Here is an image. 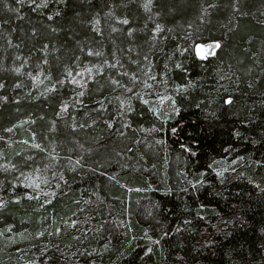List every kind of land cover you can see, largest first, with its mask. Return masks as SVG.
<instances>
[{
  "label": "trees",
  "instance_id": "trees-1",
  "mask_svg": "<svg viewBox=\"0 0 264 264\" xmlns=\"http://www.w3.org/2000/svg\"><path fill=\"white\" fill-rule=\"evenodd\" d=\"M214 40L215 55L197 53ZM134 64L184 89L150 139L141 130L152 108L131 95L128 131L143 140L112 139L108 95L131 85ZM89 65L102 69L73 97L72 75ZM50 152L62 162L50 193L15 182V170L45 165ZM139 154L165 167L164 190L141 171L110 179L121 162L141 165ZM224 156L264 161V0H0V264H255L264 257V182L244 174L221 185L214 165ZM176 167L190 175L184 186ZM136 184L146 188L131 192ZM107 202L132 211L111 256H58L57 245L75 239L70 217L86 206L102 216ZM147 209L162 228L156 239L135 214ZM10 233L49 257L9 249Z\"/></svg>",
  "mask_w": 264,
  "mask_h": 264
},
{
  "label": "rangeland",
  "instance_id": "rangeland-1",
  "mask_svg": "<svg viewBox=\"0 0 264 264\" xmlns=\"http://www.w3.org/2000/svg\"><path fill=\"white\" fill-rule=\"evenodd\" d=\"M219 47L220 42L214 40L198 43L196 45V50L200 56L207 57L209 55H215ZM90 66L91 65H89L88 68L85 67L83 70H79L72 75V81L76 83L72 84L74 85V92L72 95L73 97L75 95L81 96L84 88L87 85V82L94 79L98 71H101L102 69L99 66H93V68H91ZM132 68L133 70L127 75L129 79H131V85L125 87L126 83H123L122 86L120 85L114 88L115 90L112 89L111 93L109 94L110 96L108 95V99L113 101L114 105L111 111H109L111 112V115H109L110 118L106 120L105 123L107 124L109 129L107 135H111L112 139L121 135H127L128 137L132 138L133 141L138 142L142 137L140 136V134H138V132H135V134L133 135L130 131H128L129 120L128 118L125 119V115L131 110V101L129 100V97L131 95H135L138 98L144 99L149 103L150 108H152L151 110L154 115L149 111L152 121L145 124V128H142L141 130L144 131L143 129H146V132H149V135H147V137L149 136L148 138L150 139V135H152L154 128L159 127L158 125L161 119L162 120L160 122L163 123L164 119L167 118H162V116H164V114L165 116L168 115L169 111L173 108L174 99L176 100L175 97L184 88L178 85L169 86L167 85V81H165V79L159 81L158 77L154 75V73H152V70L148 65L143 66V64H134L132 65ZM111 81H114V84L116 85H119L121 82L115 77ZM65 102L66 104L64 105L62 111H65L68 105L70 106L72 100L67 99ZM77 102L80 101L77 100ZM100 107L101 106H98L97 108ZM75 123H77V120ZM75 125L78 126V124ZM80 125L83 124L79 123V126ZM150 130L153 131H151L150 133ZM108 136H106V140ZM151 139H153V141H151L150 144L146 143L147 148L153 147V149H156V152H158V148L156 147L162 145L161 140L158 138ZM129 147L130 148L128 150L132 149L133 146L130 145ZM115 151L119 155L126 153V150L122 148L116 149ZM161 151H163V148ZM45 154H47L46 161H48L45 163V165L42 161L40 162V160H37L36 163L28 166L27 168L19 167L17 171L15 170V174H13L14 179L16 180L15 182H19L21 185H26L39 193H50L53 187L57 183H59V178L62 177V162L60 157L56 156V154H53L52 152ZM130 157V159L132 160V157L134 156L130 155ZM136 158L137 160L139 158V160L141 161V165L133 167V165H131V162H121L118 166L119 168H116L113 173L114 175H112V178L110 179H118L119 176L115 175L117 172L122 174H138L141 171V173L148 175L147 182L151 188L164 190L167 187L166 181L164 179L166 173L163 170L165 167H158L152 164L150 165V163H148L145 159L144 155L142 156L141 154H139ZM50 160L52 162L49 163ZM183 167H176L175 169L177 178L180 177L176 182L178 186H184L188 183V180L190 181V179H187L190 175H188V172ZM214 170L216 176L218 177V180L221 181V185L232 177H243L244 174L251 177L259 185L264 182V161L255 160L251 157L241 158L238 156H224L218 158L215 162ZM252 171H254L255 173ZM201 182L203 183L207 181L202 179L199 181V183ZM138 185L139 184H136L130 191L141 192L144 188H146L142 185ZM135 201L139 202V199H136ZM107 203L109 204H107L106 213L103 212L104 214L99 217L97 216V218H95L96 216L94 215H96L98 212H91L94 208L91 207L86 209L87 206L82 208V214L77 213L70 217L67 225L72 229V233L76 241L75 239H73V244L57 245L58 250H60L59 252H57L56 250V252L59 253V255L57 254L58 256L64 257L67 255H72L74 259L77 258L85 263H89L88 260L92 258V256H94L95 258L104 254V252H107V254L111 256L108 245H112L113 243L118 241L117 237L121 235L123 226L126 225L129 220H131L132 211L130 209V205H128L127 202H125V206L123 208L118 206L116 203ZM146 213L144 214L141 211L137 210L135 214L139 220V225H141L143 228L144 235H147V237H149L150 239H156L160 235L159 233L162 230L161 225L157 220L158 217L151 218V216L154 215L153 209H147ZM92 217H94V220H92ZM12 234L14 233H10V239L6 240V243L4 242V245H7L6 247H8L9 249L22 248L26 253L32 252L37 254H46L45 256L49 257V254L46 253V248L44 245H40V247L38 248H36L35 246L33 247L29 240L26 241L24 238L19 239L17 236H10ZM91 234L95 235V237L93 238H95V240L97 241L91 240L92 243L88 242L89 236ZM15 235L17 234L15 233ZM28 242L31 250L30 248H24L23 246ZM46 247H52L49 249L55 250L54 246L47 245ZM85 252L89 254L84 255ZM46 258L44 260V263H49L46 261ZM255 264H264V257L257 261Z\"/></svg>",
  "mask_w": 264,
  "mask_h": 264
},
{
  "label": "snow or ice",
  "instance_id": "snow-or-ice-1",
  "mask_svg": "<svg viewBox=\"0 0 264 264\" xmlns=\"http://www.w3.org/2000/svg\"><path fill=\"white\" fill-rule=\"evenodd\" d=\"M125 23H127V21H125Z\"/></svg>",
  "mask_w": 264,
  "mask_h": 264
}]
</instances>
